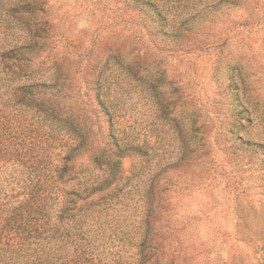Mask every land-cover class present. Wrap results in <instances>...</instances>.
Here are the masks:
<instances>
[{"label":"rangeland","instance_id":"374dc122","mask_svg":"<svg viewBox=\"0 0 264 264\" xmlns=\"http://www.w3.org/2000/svg\"><path fill=\"white\" fill-rule=\"evenodd\" d=\"M6 9L0 40L30 49L28 62L11 61V86L53 84L62 96L42 97L57 122L24 109L35 145L0 162V264H264V0H3ZM111 129L143 148L120 161L128 180L116 198L82 216L63 211L54 188L39 213L26 208V174L55 172L75 133L88 146L73 171L101 174ZM99 152L104 163L90 164ZM144 204L142 234L132 226Z\"/></svg>","mask_w":264,"mask_h":264},{"label":"trees","instance_id":"16d2710c","mask_svg":"<svg viewBox=\"0 0 264 264\" xmlns=\"http://www.w3.org/2000/svg\"><path fill=\"white\" fill-rule=\"evenodd\" d=\"M3 4V0H0V7ZM152 8L149 2L136 4L135 8L146 7ZM3 13L0 10V27L3 28V32L6 34L9 24V10H5ZM8 11V12H7ZM7 15V19H6ZM30 49L25 44L22 46H9V44L3 43V39L0 40V162L7 161L14 158H21L22 151L25 148V141L33 146L35 145L34 137L32 135L33 130L29 126L24 125L23 120L27 119V115L24 113L25 108L36 107L34 114L31 115L30 120L36 116H44L43 122L59 121L55 115V111L46 105L42 97L61 98L59 90L53 84L46 83H20L16 86H11L15 81L13 74L16 70H20V67L15 65L14 69L11 61L16 62H28L24 58L26 52ZM62 99H64L62 97ZM102 103V100H101ZM39 107V108H37ZM104 111L107 115L111 116L110 111L104 107ZM18 123L16 132H12L10 128L11 121ZM51 128V127H50ZM73 142L67 145L65 156L62 158L63 164L51 171L50 173L38 175L35 173L26 174L28 179V185L33 184L29 189L27 198L24 205L30 212H33L38 207L41 209V204L51 198V193L56 188L57 193L62 194L61 202L68 205V208L64 209L67 213L78 214L85 216L86 211H83V207L88 206H101L107 201H111L116 198L123 188L119 185L120 182H126L128 177L122 176L120 161L125 157H129L132 154L139 153L143 150L136 142V139L125 134V132H119L111 129L108 138L110 145L113 146V152L111 158H108L106 169L99 168L101 174L97 173H81L73 171V160L82 151L87 153V143L83 137V133H75ZM74 137V136H73ZM32 148H30L31 150ZM86 157L89 159L90 164L102 165L99 158L102 157L101 152L97 156L89 155ZM53 172V173H52ZM1 175V174H0ZM81 179L83 182H81ZM23 182V181H22ZM26 182V181H25ZM74 183L73 188L70 191H59L58 187L62 183ZM25 184V183H24ZM127 186V183H123V187ZM75 187V188H74ZM59 195V194H58ZM144 214L140 217V220L134 222L132 229L142 234L149 232L150 225L148 220V205L144 204ZM42 210V209H41ZM39 213L40 210L37 209ZM18 213H20L18 211ZM147 241L143 238L142 244Z\"/></svg>","mask_w":264,"mask_h":264}]
</instances>
